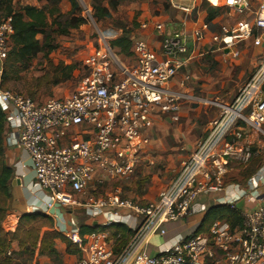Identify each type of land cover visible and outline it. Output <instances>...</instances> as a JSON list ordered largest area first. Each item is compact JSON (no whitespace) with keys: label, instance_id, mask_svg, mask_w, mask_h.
Instances as JSON below:
<instances>
[{"label":"built area","instance_id":"2783aa9c","mask_svg":"<svg viewBox=\"0 0 264 264\" xmlns=\"http://www.w3.org/2000/svg\"><path fill=\"white\" fill-rule=\"evenodd\" d=\"M204 1L238 15L249 6L247 0ZM154 27L160 29V25ZM201 29L208 30V24ZM11 34L10 19L1 20L0 109L9 131L6 139L27 153L34 172L33 201L27 210L50 217L54 230L70 237L77 248V254L63 264H264V166L246 184L231 186L226 206L235 210L237 201H247L238 227L215 221L207 233L179 237L156 256L141 249L149 232L164 236L162 225L190 214L200 194L226 188L230 163L251 158L253 142L248 133L264 138V53L232 101L199 100L217 108L218 114L208 121L204 135L181 161L168 186L143 205L123 199L120 188L101 197L93 194L110 183L133 180L150 141L143 133L152 116L179 121L182 95L168 86L187 67L193 45L189 47L178 34L164 37L157 50L137 40L131 67L119 65L105 48L96 51L83 61L85 75L69 96L38 104L1 89ZM203 39L202 33L196 34V43ZM210 40L232 59L239 56L241 44L251 41L254 47H263L264 0L250 21L219 24ZM75 209L85 211L90 226L101 218L103 228H127L131 235L126 244L118 247L117 238L106 231L80 237L79 229L70 228L64 218ZM6 224L4 230L14 228Z\"/></svg>","mask_w":264,"mask_h":264},{"label":"crops","instance_id":"0c3cea01","mask_svg":"<svg viewBox=\"0 0 264 264\" xmlns=\"http://www.w3.org/2000/svg\"><path fill=\"white\" fill-rule=\"evenodd\" d=\"M91 1L93 2V0ZM107 1L109 0H103L105 7H108ZM116 1L118 2L116 10L110 11V14H115L119 9L127 8L125 16L127 23L123 26L124 31L122 28L99 30L95 42L93 44L90 43L86 47V51L80 59L82 65L83 61L91 57L96 51H101L105 48L119 65L131 67L135 63V41L143 40L150 49L157 50L161 40L173 34L183 36L191 44L190 47L193 45L194 50L187 67L181 69L168 86L169 90L182 95L179 121L173 122L165 115H154L151 117L150 127L143 133L149 137V144L137 163L133 180L130 185H125L122 190L124 197L135 199L137 203L144 205L147 202L155 200L158 193L168 186L181 161L193 150L196 140L201 138L205 133L206 123L218 114V109L215 108L209 119L206 109L193 107L194 104L201 106L199 100L202 98L194 97L193 87L190 85L196 76V70H198L199 65H202L203 61L227 62L234 60L226 56L225 52L217 49L211 43L210 36L216 31L219 24L234 25L238 21L249 18L252 14V6L251 1L247 0L249 4L248 8L238 15L226 8L217 9L210 7L204 0H188V5H184L186 0ZM39 3L40 0H12L14 8L26 5L39 8ZM176 7H182L187 11L184 12ZM87 8L92 9L91 4ZM64 9L65 11L69 9L65 3ZM120 14L122 20H124L125 18L122 13ZM205 23L208 24V30L202 31L201 27ZM144 24L147 25L146 29H142L141 27ZM155 25H160V29H156ZM198 33H202L204 39L202 42L196 43L195 38ZM123 35H126L131 43L128 55L121 53L119 49H111L110 47L112 40ZM263 53L264 46L261 47V51H258L257 56L260 57ZM257 56L252 54L249 59L255 61L254 59ZM187 77L188 79H186ZM202 111L205 118H203L202 122H199L201 119V115L199 114ZM204 123L205 125L202 127ZM8 132L5 127V157L7 164L13 169V180L15 179L16 181L13 186L10 185V199L8 202L10 212L6 217V221L9 217H12L15 221L12 225L15 228L21 215L29 213L27 209L33 201L31 188L34 181V172L27 153L18 145H13L11 141H7ZM261 166H264V159L258 165L257 171ZM243 172L244 169L237 176L229 180L227 178L226 188L222 192L200 194L193 203L190 214L182 216L175 222L162 225V229L165 231L164 236H159L155 230L149 232L141 243V249L150 256H156L163 247L170 245L179 237L186 238L195 234H204L198 233V229L206 212L213 207L226 205V201L233 192L232 185L246 184L249 179L243 178ZM246 204L247 201L245 199H241L235 203V208L241 215L246 213ZM55 212L57 211L55 210ZM64 218L70 228L79 229L80 226H90V221L83 209L67 212L64 214ZM84 219L85 222H82ZM102 221L103 219H98L97 225H93V227L103 228L100 226ZM114 228L111 230H114ZM110 236L117 238L119 246H124L128 240L126 236L120 241L118 236H113L112 234ZM13 247L16 250V244H13Z\"/></svg>","mask_w":264,"mask_h":264},{"label":"trees","instance_id":"16d2710c","mask_svg":"<svg viewBox=\"0 0 264 264\" xmlns=\"http://www.w3.org/2000/svg\"><path fill=\"white\" fill-rule=\"evenodd\" d=\"M43 5L38 7L23 6L14 8L12 0H0V21L10 19L12 34L9 37V51L3 65V75L1 89L10 82L21 81V74L25 72L30 63L41 56L49 61V55L56 49L52 34L66 36L70 30L81 27L85 21L80 15H75L78 11L76 0L70 2V11L63 14L60 10L62 0H41ZM118 2L116 0L107 1L104 6L103 0H93L91 17L95 22H100L109 16L110 11H115ZM79 14V13H78ZM62 19H64L62 21ZM53 29L52 33L47 32ZM124 31V27L121 26ZM38 37H41L39 39ZM111 49H119L123 54L128 55L131 43L126 35L110 42ZM50 71L41 78L33 79L30 84H24L22 90L30 99H43L47 96L42 90L46 87H56L69 81L75 70L74 64L57 66L50 65ZM55 75L51 83L50 77ZM59 78H57V76ZM50 96V95H49ZM5 114L0 109V264H20L18 263L25 256H32L35 251L41 257L58 258L56 242L66 245L70 255L77 254V248L68 239L54 230L53 221L50 217L38 213L23 214L13 232H5L1 227L4 219L6 205L10 199V185L13 180V169L5 161L4 147ZM263 159H254L249 162L242 173L244 179H249L256 173L258 165ZM215 221H225L231 228L238 227L242 222L241 214L229 206L219 205L209 209L201 222L198 233H207L212 223ZM115 227V228H114ZM114 228V230H111ZM96 230L106 231L110 235L119 236V241L125 236L127 239L131 232L124 226L115 225L112 227L96 228L93 226H80L79 236L83 237ZM16 244V250L13 249ZM118 247H122L119 246ZM11 251V256L7 253Z\"/></svg>","mask_w":264,"mask_h":264},{"label":"rangeland","instance_id":"374dc122","mask_svg":"<svg viewBox=\"0 0 264 264\" xmlns=\"http://www.w3.org/2000/svg\"><path fill=\"white\" fill-rule=\"evenodd\" d=\"M91 0H76L78 5V11H75V15H80L85 23L81 27L76 30H70L69 34L66 36H59L56 34H52L54 37V44L56 45L55 51H53L48 60H43L40 58L33 60L28 69L21 74V81L19 82H10L4 86V91H9L18 95L26 96V93L22 90L24 84H30L33 79L41 78L45 74L50 71V65L57 66L59 64L69 65L74 64L75 70L72 73V77L69 81L62 83L56 87H46L42 90V92H46L47 96L43 99L37 100L33 99L34 102L38 104H43L50 99H58L64 98L65 96L71 94L78 81L85 75V69L81 64L80 59L82 58L83 53L86 51V47L90 43H94L95 39L97 38V32L103 31L107 28H121V26L126 25L127 20L126 10L127 8L119 9L115 14H109L104 20L100 22H95L92 19L91 14L93 12L92 9L87 8L89 4L93 2ZM251 1V8L252 14L246 20L250 21L253 18V14L258 10L260 3L263 0H249ZM43 1L40 0L39 6L43 5ZM62 3V4H61ZM59 7L63 14H66L70 11V2L68 0L61 1ZM64 3L66 7L69 9L65 11ZM69 3V5H68ZM188 0L185 1L184 5H188ZM87 9L90 11V19L87 15ZM79 13V14H78ZM125 18L122 20L121 14ZM252 16V17H251ZM64 19H62L63 21ZM53 29L47 30V32L52 33ZM41 39V37H38ZM239 56L234 59L233 61H203L202 65H199L198 70H196L194 80L191 81V87H193L194 97H201L200 100H208V101H217V102H229L231 101L234 96L237 94L240 87L243 83L248 79L251 75L253 70L255 69L258 58L257 56L258 51H261V48L258 49L253 46L251 41L249 43L241 44L238 48ZM257 56L254 60L251 61L249 58L251 55ZM247 55V56H245ZM257 60V61H256ZM197 69V68H196ZM59 78L58 75H56ZM55 75L50 77L51 83L55 79ZM50 95V96H49ZM29 98V97H28ZM201 106L195 105L194 108L201 107L206 109V113L208 114V118H211V114L215 111V108L212 106H205L203 103H200ZM193 105V104H192ZM201 119L199 122H202L205 116L203 115V111L200 112ZM208 123V122H207ZM206 123V124H207ZM205 123L202 125V127ZM206 126V125H205ZM204 135V134H203ZM250 140H252V155L248 162L241 163L238 161H232L229 165V172L227 175L228 180L234 176H237L239 173L243 171L240 166L246 167L249 162L253 161L254 159H259L260 157L264 159V138L261 136H253L252 133H248ZM198 140V139H197ZM196 140V141H197ZM6 161V157H5ZM7 163V162H6ZM247 164V165H246ZM178 170V169H177ZM131 182L123 183V182H116L110 183L98 190L97 193H94V197H101L106 195L109 192H112L115 188H120L121 193L123 187L125 185H130ZM123 199H129L136 201L135 199L126 198L121 194ZM137 202V201H136ZM8 204L6 205V212L4 215V219L1 222V227L4 223H7V226L12 225L15 221L12 217H9L6 221V217L9 214ZM30 214V213H24ZM23 215V214H22ZM21 215V216H22ZM20 219V218H19ZM19 221V220H18ZM85 222V219L84 221ZM18 224V222H17ZM6 226V227H7ZM16 228V227H15ZM3 230L5 232H13L15 230ZM7 229V228H6ZM68 239L70 243L71 238L65 235H62ZM56 250L58 252V258L54 260L53 258L41 257L38 255L37 251L34 252L32 256H25L21 260L18 261L20 264H63L64 262L68 261L69 258L74 257V255H70L66 248V245L60 242H56Z\"/></svg>","mask_w":264,"mask_h":264},{"label":"water","instance_id":"95a60500","mask_svg":"<svg viewBox=\"0 0 264 264\" xmlns=\"http://www.w3.org/2000/svg\"><path fill=\"white\" fill-rule=\"evenodd\" d=\"M188 46L190 47L191 46V44L190 43H188ZM16 180L14 179V180H12V182H11V185L13 186L14 185V182H15Z\"/></svg>","mask_w":264,"mask_h":264},{"label":"bare ground","instance_id":"6f19581e","mask_svg":"<svg viewBox=\"0 0 264 264\" xmlns=\"http://www.w3.org/2000/svg\"><path fill=\"white\" fill-rule=\"evenodd\" d=\"M213 1H214V0H213ZM239 47H240V45H239ZM239 47H238V48H239ZM255 48H257V49H258L259 47H255ZM236 58H237V57H236ZM236 58H234V59H236ZM259 58H260V57H259ZM259 58H258V59H259Z\"/></svg>","mask_w":264,"mask_h":264}]
</instances>
